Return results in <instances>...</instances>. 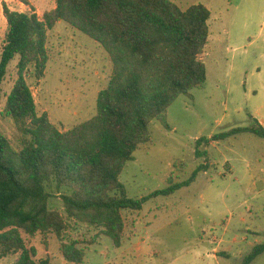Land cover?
Masks as SVG:
<instances>
[{
    "label": "trees",
    "instance_id": "obj_1",
    "mask_svg": "<svg viewBox=\"0 0 264 264\" xmlns=\"http://www.w3.org/2000/svg\"><path fill=\"white\" fill-rule=\"evenodd\" d=\"M3 13L7 31L0 55V106L9 66L16 59L18 65L0 112L16 131L13 139L0 131V261L17 257L13 264H52L38 257L26 237L55 236L65 264H83L84 242L68 237L72 224L101 230L119 249L127 225L124 211L138 212L153 199L174 195L208 170L200 166L182 183L171 178L167 188L140 199L130 198L120 181L135 153L151 143L152 123L168 129L169 108L205 85L201 56L209 43L212 13L202 4L182 10L170 0H56L55 9L42 17L8 5ZM60 21L97 42L113 65L108 85L98 94L96 114L65 132L47 113H38L28 84L30 73L37 81L45 77L49 32ZM252 122L211 140L241 134L264 139V127L254 117ZM209 141L202 138L198 145ZM56 195L63 212L50 206ZM263 254L264 243L258 244L241 264H252Z\"/></svg>",
    "mask_w": 264,
    "mask_h": 264
},
{
    "label": "rangeland",
    "instance_id": "obj_2",
    "mask_svg": "<svg viewBox=\"0 0 264 264\" xmlns=\"http://www.w3.org/2000/svg\"><path fill=\"white\" fill-rule=\"evenodd\" d=\"M27 1L0 0V55L7 31L4 5L18 12L33 10L39 17L56 7V0ZM170 1L182 10L202 4L212 13L209 43L201 56L207 81L169 108L168 129L152 123L151 143L135 153L120 181L130 198L140 199L167 188L171 178L182 183L198 167L208 170L190 187L149 201L140 215L124 211L121 251L101 230L72 224L68 237L84 242L83 264H241L264 243V139L241 134L211 140L251 126L252 117L264 122V0ZM48 53L45 77L37 81L30 73L28 84L38 113H47L65 132L96 114L98 94L108 85L113 65L97 42L62 21L49 32ZM17 65L18 59L9 66L0 112L17 79ZM0 131L12 139L16 132L1 117ZM202 138L210 141L199 146ZM50 206L64 211L58 195ZM26 238L39 258L64 264L56 237ZM252 264H264V254Z\"/></svg>",
    "mask_w": 264,
    "mask_h": 264
},
{
    "label": "crops",
    "instance_id": "obj_3",
    "mask_svg": "<svg viewBox=\"0 0 264 264\" xmlns=\"http://www.w3.org/2000/svg\"><path fill=\"white\" fill-rule=\"evenodd\" d=\"M256 119V118H255ZM261 123V125L264 127V122H260ZM142 212V210L141 211H138V212H136L138 215H140V213ZM135 214V213H134ZM52 237H55V236H52ZM131 241H134V239L133 240H131ZM142 241H146V239H142ZM133 244V243H132ZM124 246V245H123ZM123 246L121 247V248H119V251H121V249L123 248ZM139 252H141L142 250H143V248H138L137 249ZM215 251L216 250H214V253H215ZM59 254H60V245H59ZM60 256H61V254H60ZM61 258H62V256H61ZM63 259V258H62ZM51 263H52V261H51ZM64 264H65V262H64Z\"/></svg>",
    "mask_w": 264,
    "mask_h": 264
}]
</instances>
